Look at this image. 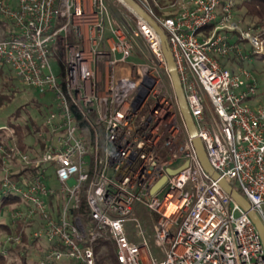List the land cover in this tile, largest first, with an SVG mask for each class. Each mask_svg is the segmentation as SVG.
I'll list each match as a JSON object with an SVG mask.
<instances>
[{"label": "built area", "instance_id": "2783aa9c", "mask_svg": "<svg viewBox=\"0 0 264 264\" xmlns=\"http://www.w3.org/2000/svg\"><path fill=\"white\" fill-rule=\"evenodd\" d=\"M133 1L166 36L211 167L233 182L264 225V102L252 73L221 65L229 56L248 58L231 33L250 54L262 55L264 31L236 24L228 0H173L174 16L165 18L149 0ZM125 6L132 27L107 0H0V64L52 102L45 132L38 133L45 142L34 161L40 171L22 188L4 182V191L26 204L12 219L29 223L38 216L42 225L32 238L62 247L39 264H96L88 245L100 236L115 244L119 264H264L255 226L200 166L159 36ZM7 153L31 162L15 146ZM81 193L87 227L68 218ZM51 197L60 199L57 220L48 214Z\"/></svg>", "mask_w": 264, "mask_h": 264}, {"label": "trees", "instance_id": "16d2710c", "mask_svg": "<svg viewBox=\"0 0 264 264\" xmlns=\"http://www.w3.org/2000/svg\"><path fill=\"white\" fill-rule=\"evenodd\" d=\"M228 1L232 5L233 19L236 24L252 34L264 31V0ZM149 2L156 16L160 17L164 14L161 12V7L165 6V0H149ZM171 2L172 0L169 4ZM168 13L170 12L165 13V17H169ZM230 39L235 45L241 43L236 33H231ZM245 45L247 48H242V51L250 59L249 62L256 63L264 60V53L262 55L250 54L247 43ZM228 62L232 66H242L244 63L240 60L237 62L233 57L224 59L221 62L222 68L229 69L231 72H233V68L227 65ZM250 67L253 72V64ZM263 84L260 91H263L261 96L264 97ZM47 96L51 99L49 94L42 95L21 84L9 67L5 69V65L0 64V211L9 209L12 214L18 209L26 208V204L20 200L19 196L10 190L4 191V182L9 180L22 188L30 184L40 171V166L37 167L34 161L40 157L44 150L45 142L38 137V133L45 132V129L40 119L38 121V117H46L51 109V104L48 106L36 99ZM13 146L25 154L31 162L25 164L14 156H8L7 152ZM4 161L9 167V173L4 171ZM235 189L241 193L237 187ZM3 191L8 194L4 196ZM48 202V214L50 218L57 220L60 212V199L51 197ZM68 218L70 222L76 218L79 219L84 227L91 225L90 211L83 193H81L78 208L70 209ZM34 219L35 222L23 223L14 221L12 217L0 215V264H12L9 263V257L12 254L17 255L20 264H39L46 252L61 250L62 247L57 241L49 242L45 239L32 238L34 230L42 225L38 216H35ZM17 239L18 241H16ZM88 246L93 249L96 264H119L115 258V244L111 240L100 236Z\"/></svg>", "mask_w": 264, "mask_h": 264}, {"label": "water", "instance_id": "95a60500", "mask_svg": "<svg viewBox=\"0 0 264 264\" xmlns=\"http://www.w3.org/2000/svg\"><path fill=\"white\" fill-rule=\"evenodd\" d=\"M125 5L131 8L139 17H141L144 21H146L157 33L160 38L163 54L165 60L167 62L168 71L170 73V77L175 89L176 97L179 103V107L181 110V114L185 121L188 133L191 137V141L196 152V156L200 163L202 170L214 181L218 182L220 188L224 191L225 194L229 196V198L236 203L238 206L242 208V210L247 214L253 225L255 226L264 248V225L261 222L260 218L257 214L252 210L249 202L243 197L235 187L226 181L223 178H220L219 174L211 167L206 152L204 150L203 144L200 139L197 137V131L194 125V122L190 116L188 111V107L185 101L184 93L182 87L178 81L177 75L175 73V65L174 61L167 43V39L165 34L163 33L162 29L158 26V24L149 16L147 15L141 7H139L133 0H121ZM185 167L182 166L176 170H167L168 175H173L181 171ZM166 182V177L161 178L152 188L151 193L156 192L159 188H161ZM68 184L71 186L73 184L72 180L68 181Z\"/></svg>", "mask_w": 264, "mask_h": 264}, {"label": "rangeland", "instance_id": "374dc122", "mask_svg": "<svg viewBox=\"0 0 264 264\" xmlns=\"http://www.w3.org/2000/svg\"><path fill=\"white\" fill-rule=\"evenodd\" d=\"M170 1L171 0H165V6L164 7H161V12L162 13H164L162 16H160V17H163V18H165V13L166 12H170V13H168L169 14V17H173L174 16V11H173V9H171L170 7H169V3H170ZM107 2H108V7H110V9L113 11V12H115V14L117 13V15L119 16V17H122L126 22H127V24L130 26V27H132L133 26V16H132V14L130 13L129 14V10H128V8L125 6V5H123L122 4V2L120 1V0H107ZM172 2H173V0H172ZM171 2V3H172ZM167 7V8H166ZM210 30H206V32H209ZM206 34H209V33H206ZM244 43V44H243ZM138 45H140V49L142 50V52L144 53V49H143V45H141V44H138ZM240 47H241V49L242 48H247L246 47V45H245V42H243V41H241V43H240ZM249 51V50H248ZM243 52V51H242ZM243 54H245V53H243ZM246 55V54H245ZM229 57H233V58H235V60L238 62L239 60H238V57L235 55V56H229ZM229 57H227V59L229 58ZM131 61H133V62H137V61H139L138 60V57L136 56V55H133V57L130 59ZM224 60V59H223ZM249 58H247L246 60H241V61H244V63L242 64V66L241 67H243V68H245L248 72H250V73H252V75L254 76V78H255V82H256V87H257V100H259V101H261V102H264V97L263 96H261V94L263 95V91H260L261 90V86H262V83H264V60H262V61H258V62H254V61H251V62H249ZM224 63V62H223ZM253 64V66H254V71L252 72V69H251V65ZM52 65H53V68H54V71L55 72H58L59 71V69H58V65H57V63L56 62H53L52 63ZM227 65H229V66H231L232 68H233V72L234 73H236L237 71H238V68L240 67V65H234V66H232L231 64H230V62H228L227 63ZM8 67L7 66H5V69H7ZM257 76V77H256ZM264 85V84H263ZM263 88H264V86H263ZM49 96H47L46 98L44 97H40V98H38V99H36V100H38V101H40V102H44L45 104H47L48 106L52 103L51 102V99H49L48 98ZM263 98V99H262ZM39 119H40V122L43 124V122H44V119H45V116H43L42 118L40 117H38V121H39ZM229 183L230 184H232L233 185V182L232 181H229ZM233 186H235V185H233ZM160 196H162V193H160ZM0 215L1 216H3V217H8V218H10L11 217V211L8 209V210H1L0 211ZM141 215H143V213L141 214ZM149 219H151V220H154V216L153 215H146ZM35 219H33V222H35L34 221ZM40 223H41V220L39 221ZM153 222V221H152ZM38 228V227H37ZM148 234H150L151 235V232L149 231V226H148ZM38 240H40V239H38ZM149 246L151 247V251L152 252H156V249H155V247H154V245H153V241L151 240L150 242H149ZM9 263H12V264H20V259L17 257V255L16 254H12L10 257H9ZM95 262H96V257H95ZM72 264V263H71Z\"/></svg>", "mask_w": 264, "mask_h": 264}, {"label": "crops", "instance_id": "0c3cea01", "mask_svg": "<svg viewBox=\"0 0 264 264\" xmlns=\"http://www.w3.org/2000/svg\"><path fill=\"white\" fill-rule=\"evenodd\" d=\"M59 264H71V262H61ZM72 264H74V263H72Z\"/></svg>", "mask_w": 264, "mask_h": 264}, {"label": "bare ground", "instance_id": "6f19581e", "mask_svg": "<svg viewBox=\"0 0 264 264\" xmlns=\"http://www.w3.org/2000/svg\"><path fill=\"white\" fill-rule=\"evenodd\" d=\"M159 26V25H158Z\"/></svg>", "mask_w": 264, "mask_h": 264}]
</instances>
